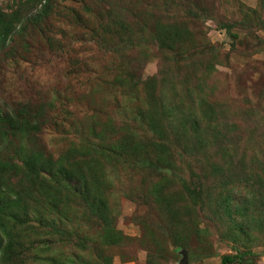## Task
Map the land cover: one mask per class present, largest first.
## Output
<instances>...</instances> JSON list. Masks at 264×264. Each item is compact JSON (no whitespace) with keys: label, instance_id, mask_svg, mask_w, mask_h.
Listing matches in <instances>:
<instances>
[{"label":"rangeland","instance_id":"obj_1","mask_svg":"<svg viewBox=\"0 0 264 264\" xmlns=\"http://www.w3.org/2000/svg\"><path fill=\"white\" fill-rule=\"evenodd\" d=\"M0 17V264H264V0Z\"/></svg>","mask_w":264,"mask_h":264},{"label":"trees","instance_id":"obj_2","mask_svg":"<svg viewBox=\"0 0 264 264\" xmlns=\"http://www.w3.org/2000/svg\"><path fill=\"white\" fill-rule=\"evenodd\" d=\"M42 1V0H41ZM2 20H1V17H0V26H1V24H2ZM9 32H8V30L6 29V27L5 26H1L0 27V35L1 36H4V35H7ZM2 119H4V118H2V116L0 115V122L2 121ZM6 122H8V119L6 120ZM264 199V198H263ZM249 200H250V202H252L253 201V197L252 198H249ZM251 204L250 203H248L247 205H246V207H245V210L246 209H248V211H250L249 209V206H250ZM248 206V207H247ZM261 206H264V203H262L261 204ZM249 223H250V220H249ZM241 256H242V254L241 255H238V256H224L223 258H222V264H233L237 259L239 260L240 258H241Z\"/></svg>","mask_w":264,"mask_h":264}]
</instances>
